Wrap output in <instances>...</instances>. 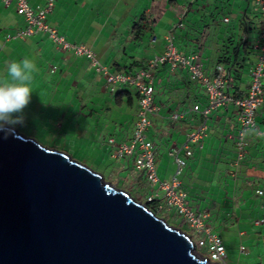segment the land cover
Listing matches in <instances>:
<instances>
[{"label": "crops", "instance_id": "0c3cea01", "mask_svg": "<svg viewBox=\"0 0 264 264\" xmlns=\"http://www.w3.org/2000/svg\"><path fill=\"white\" fill-rule=\"evenodd\" d=\"M44 1L28 0L32 5ZM46 22L69 42L91 47L113 72L145 69L171 34L177 50L200 54L206 74L212 75L217 63L230 67L233 82L227 92L234 97L248 91L256 61L252 45L262 25L253 0H55ZM24 25L15 0H0V77L8 78L12 61L27 57L36 65L24 123L15 129L24 131L22 126L27 125L28 137L37 140L41 133L43 145L82 153L95 165L133 175L136 188L149 191L133 159L112 157L114 144L109 142L132 136L135 89L121 86L111 92L84 56L63 49L48 33L18 36ZM151 75L158 110L150 116L148 136L154 143L158 176L171 177L176 166L173 149L183 154L187 133L206 119V135L201 146L189 144L192 156L181 174L188 204L207 214V224L225 244V264H264V195L257 193L264 190V106L255 114L256 127L245 136V158L237 163V107L229 102L205 118L192 110L193 104L201 108L207 104L205 90L184 70L165 63L153 68ZM174 113L180 114L176 121L170 119ZM154 189L161 196L162 190Z\"/></svg>", "mask_w": 264, "mask_h": 264}, {"label": "water", "instance_id": "95a60500", "mask_svg": "<svg viewBox=\"0 0 264 264\" xmlns=\"http://www.w3.org/2000/svg\"><path fill=\"white\" fill-rule=\"evenodd\" d=\"M0 264H223L68 153L0 132Z\"/></svg>", "mask_w": 264, "mask_h": 264}, {"label": "built area", "instance_id": "2783aa9c", "mask_svg": "<svg viewBox=\"0 0 264 264\" xmlns=\"http://www.w3.org/2000/svg\"><path fill=\"white\" fill-rule=\"evenodd\" d=\"M9 3L11 0H4ZM260 11L261 27L258 38L252 47L256 51V61L250 69V81L248 91L243 97H234L227 92L232 87L233 77L231 70L224 64L217 63L215 72L212 75L205 73L200 54L198 52L184 53L178 51L173 44L171 34L165 37L163 52L151 57L145 69L134 72L110 71L106 65L101 64L96 58L91 47L83 44L69 42L57 30L46 22L47 15L53 10L55 0H45L43 5H32L28 0H15L16 11L24 19V28L18 30L16 34L27 37L36 32L43 31L57 42L63 49H73L76 55L84 56L91 64L93 70L100 73L111 92L121 86H131L137 94V118L130 140L115 143L111 138L109 142L114 144L111 156L124 159L132 158L137 171L144 174L150 187L146 193L145 202H155L156 211L169 214L174 211L181 217V221L189 226L191 232L197 237L194 242V250L201 257H206L210 262L225 263L226 247L220 236L213 233L211 227L206 222L207 214L201 211H194L188 204L187 191L185 190L181 174L187 164V158L192 156L190 143L201 146L200 142L206 135L207 121L204 119L196 125L195 129L187 133V138L183 144V154L180 149L174 148L172 156L175 162V170L169 179H162L158 176L155 166V147L153 141L148 136L151 125L150 116L158 110L155 105V89L153 85L151 70L161 64L167 63L171 69L184 70L192 82L199 83L205 90L207 104L200 107L193 104L192 110L199 112L205 118L210 112L227 103H232L238 109L237 120L239 129L234 138L236 147V161L245 158V136L256 127L255 114L257 109L264 106V0H253ZM228 21V18H224ZM155 40V37H152ZM180 114L174 113L170 116L172 121L178 120ZM154 187L161 189V196ZM259 195H264V190H257ZM159 196V197H158ZM158 198V200H156ZM257 221L256 223H258ZM245 250L240 246V251Z\"/></svg>", "mask_w": 264, "mask_h": 264}, {"label": "clouds", "instance_id": "9594fccd", "mask_svg": "<svg viewBox=\"0 0 264 264\" xmlns=\"http://www.w3.org/2000/svg\"><path fill=\"white\" fill-rule=\"evenodd\" d=\"M35 71V63L25 57L21 61H12L8 64L7 79L0 77V132H3L5 137L14 134L16 125H22L24 123L23 110L31 100L33 92L31 88L32 73ZM160 217L165 220L168 219L166 216L161 215ZM186 233L191 237V233Z\"/></svg>", "mask_w": 264, "mask_h": 264}, {"label": "rangeland", "instance_id": "374dc122", "mask_svg": "<svg viewBox=\"0 0 264 264\" xmlns=\"http://www.w3.org/2000/svg\"><path fill=\"white\" fill-rule=\"evenodd\" d=\"M22 128L24 129V131H19L20 133L27 135L29 128L27 127V125H23ZM27 132V133H25ZM31 132V131H30ZM41 132V131H39ZM38 137L39 139H37L41 144H43V135L41 133H38ZM45 145V144H44ZM69 152V151H68ZM81 152V151H80ZM69 155L74 158L77 161H80L84 164H86L87 166L91 167L92 169L100 172L103 175V178L105 181L107 182H111L112 185H114L115 187L119 188V189H125L126 191H128L134 198H136L139 201H143L145 202L146 200V191H141L138 190L136 188V186L134 185V181H133V175L128 176L125 172L119 174L116 171L110 170V168H106L102 165H95L94 163L90 162V161H86L85 157H83L84 155L82 153H78V152H74L71 153L69 152ZM152 207L154 206V204H151ZM160 215L162 216H166L168 219H166L169 223H171L174 226H177L179 228H181L182 230H185L188 233H191V230L189 228L188 225H186L185 223H183L181 220V217L176 215L174 211L170 212L169 214H165L164 212H161ZM193 238L196 240L197 237L194 236L193 234ZM197 254L198 252L195 251Z\"/></svg>", "mask_w": 264, "mask_h": 264}, {"label": "trees", "instance_id": "16d2710c", "mask_svg": "<svg viewBox=\"0 0 264 264\" xmlns=\"http://www.w3.org/2000/svg\"><path fill=\"white\" fill-rule=\"evenodd\" d=\"M136 26V25H135ZM229 70H231V68L229 67L228 68ZM156 200H158V199H156ZM146 204H147V206L149 207V208H151V209H153L158 215H160L157 211H156V205H155V202H145ZM151 204H154V206L152 207V205ZM161 216V215H160Z\"/></svg>", "mask_w": 264, "mask_h": 264}]
</instances>
